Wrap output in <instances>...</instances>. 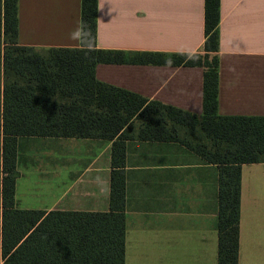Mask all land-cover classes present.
I'll list each match as a JSON object with an SVG mask.
<instances>
[{
	"label": "crops",
	"instance_id": "obj_1",
	"mask_svg": "<svg viewBox=\"0 0 264 264\" xmlns=\"http://www.w3.org/2000/svg\"><path fill=\"white\" fill-rule=\"evenodd\" d=\"M204 1L97 0V46L201 51ZM81 3L18 0V43L38 53L79 48L80 36L73 34L81 28ZM220 13L218 113L264 115V0H221ZM95 74L149 100L203 114L201 66L100 62ZM178 130L174 138L153 137L133 119L112 139L24 137L17 169L21 163L49 168L39 188L53 194L45 210H107L113 172H120L125 264H218L219 166L195 149L200 133ZM263 177L264 162L242 164L239 264L264 261L258 258L264 248Z\"/></svg>",
	"mask_w": 264,
	"mask_h": 264
},
{
	"label": "trees",
	"instance_id": "obj_2",
	"mask_svg": "<svg viewBox=\"0 0 264 264\" xmlns=\"http://www.w3.org/2000/svg\"><path fill=\"white\" fill-rule=\"evenodd\" d=\"M220 2L204 1L205 38L198 52L99 48L97 0H82L81 46L38 53L18 43V0H0V264H125L120 172H113L104 211L21 208L15 188L21 138L112 139L133 119L153 137L174 138L178 127L201 134L195 149L219 166L218 264H239L241 167L264 162V115L218 113ZM100 62L203 67V114L100 81Z\"/></svg>",
	"mask_w": 264,
	"mask_h": 264
},
{
	"label": "rangeland",
	"instance_id": "obj_3",
	"mask_svg": "<svg viewBox=\"0 0 264 264\" xmlns=\"http://www.w3.org/2000/svg\"><path fill=\"white\" fill-rule=\"evenodd\" d=\"M1 44H0V94L2 90V61H1ZM1 97V95H0ZM20 176L18 178V193L16 199L22 208L43 209L53 203V194H41V182L49 179V168L28 167L21 163L18 169ZM264 179V177H263ZM32 190V191H31ZM258 258L264 260V248L258 249ZM253 264H264V261Z\"/></svg>",
	"mask_w": 264,
	"mask_h": 264
},
{
	"label": "clouds",
	"instance_id": "obj_4",
	"mask_svg": "<svg viewBox=\"0 0 264 264\" xmlns=\"http://www.w3.org/2000/svg\"><path fill=\"white\" fill-rule=\"evenodd\" d=\"M73 36H74V38H75V37H79V36H80V31L77 30V31L73 34Z\"/></svg>",
	"mask_w": 264,
	"mask_h": 264
}]
</instances>
